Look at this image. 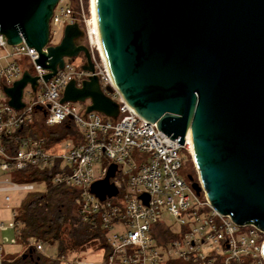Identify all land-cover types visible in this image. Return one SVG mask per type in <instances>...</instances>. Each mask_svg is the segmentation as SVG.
<instances>
[{"label": "water", "instance_id": "95a60500", "mask_svg": "<svg viewBox=\"0 0 264 264\" xmlns=\"http://www.w3.org/2000/svg\"><path fill=\"white\" fill-rule=\"evenodd\" d=\"M59 0H0V34L10 46L25 42L48 74L64 59L82 55L80 70L94 73L76 23L50 47L49 21ZM102 55L124 102L159 132L183 146L189 131L198 182L212 208L239 226L264 231V0H94ZM24 72L4 88L8 106L21 110L23 90L37 79ZM110 93V89H106ZM88 103L85 114L116 120L118 105L94 75L80 87L70 81L59 104ZM103 181L90 192L100 201L116 196ZM264 258V244L262 247Z\"/></svg>", "mask_w": 264, "mask_h": 264}, {"label": "built area", "instance_id": "2783aa9c", "mask_svg": "<svg viewBox=\"0 0 264 264\" xmlns=\"http://www.w3.org/2000/svg\"><path fill=\"white\" fill-rule=\"evenodd\" d=\"M73 23L83 33L78 44L89 50L93 74L75 71L64 59L62 70H57L44 82L42 76L48 72L35 64L38 58L35 50L28 49L24 41L10 46L0 34V171L20 174L33 168L37 172L51 173L57 169L51 174V185L74 189L78 216L100 229L103 246L97 245L104 252L101 264H264V231L253 224L236 225L229 216L218 214L201 185L196 195L190 182L187 180L188 184L179 174V152L188 151L191 142L188 132L183 146L178 145V140H170L155 124L139 117L114 88L90 4L89 12L85 13L81 0H59L49 21L47 46L58 45L59 34ZM22 60L29 65L23 71ZM24 72L39 78L35 91L26 85L30 90V104L24 102L23 90L24 106L17 111L8 106L3 87L11 88ZM92 75L98 78L102 92L118 105L116 120L99 113L86 115L85 109L78 115L74 104H59L71 80L80 87ZM67 119L72 121L80 137L79 143L63 142L47 147L42 137L15 138L34 124L49 130ZM111 166L116 173L109 184L117 194L100 201L90 189L106 178ZM25 180L24 175L19 182L10 177L0 181V194L5 195L6 202H10V193L44 192V183ZM11 214L10 224L0 222V233L18 232L15 213ZM166 215L175 220L173 227L164 225L162 220ZM158 226L166 229L172 238L162 242ZM15 244L16 238L1 239L0 264H11V260L2 257L3 248ZM29 247L44 253L45 246L35 239L28 240L27 249Z\"/></svg>", "mask_w": 264, "mask_h": 264}, {"label": "trees", "instance_id": "16d2710c", "mask_svg": "<svg viewBox=\"0 0 264 264\" xmlns=\"http://www.w3.org/2000/svg\"><path fill=\"white\" fill-rule=\"evenodd\" d=\"M74 9V8H73ZM77 10V8H76ZM74 9V11H76ZM89 12V3L86 13ZM32 128H37L44 133L34 132ZM42 137L46 146L55 143H63L64 137L80 141L75 127L70 119L54 129H43L37 124L26 128L19 137ZM57 169L49 172H37L31 168L26 172V182H42L45 190L42 193L27 194L14 210V221L18 224V232L13 234L16 241L19 240L26 247L29 239H35L37 243L44 246H54L57 251V259L53 260L38 253L35 248L29 247L21 256L11 259V264H60L62 258L71 253H81L91 244L103 246L100 229L82 221L77 213L76 191L65 187H54L50 183L51 174ZM190 176V175H188ZM192 177V176H191ZM193 178V177H192ZM196 182L197 179L193 178ZM158 236L162 242H167L172 237L169 232L158 226ZM99 242V243H98Z\"/></svg>", "mask_w": 264, "mask_h": 264}, {"label": "rangeland", "instance_id": "374dc122", "mask_svg": "<svg viewBox=\"0 0 264 264\" xmlns=\"http://www.w3.org/2000/svg\"><path fill=\"white\" fill-rule=\"evenodd\" d=\"M65 1H68V0H65ZM88 3L90 4V0H81V5L85 13H86ZM73 8L75 10L77 8L75 3L73 5ZM61 38H62V33H60L58 36L59 41ZM66 61L77 72L80 70L81 66L84 63V59L82 55H79L78 57L74 59H66ZM25 66H27V64L24 60H22L21 67H20L22 71L24 70ZM27 67H29V65ZM29 71L30 73L33 74V70L31 67L29 68ZM29 91L30 90L28 87L24 89L23 100L26 104H30L31 97L28 95ZM74 106L76 108L77 114L82 115V112L85 109L86 103L84 104L76 103L74 104ZM32 130H34V132H39V133L42 132L41 131L42 129L38 130L37 128L35 129L32 128ZM64 142L67 144H70L72 142L75 143L76 141H74V139L64 137ZM179 156L181 159V168L179 170V174L181 175V177H183V179L186 182H187L186 177L188 175L197 179V171L195 169L193 157L190 155V152L181 150L179 152ZM135 161H136V164L139 165V159ZM21 176L23 175L17 174V173L7 174L6 172L0 171V181L6 180L8 177H10L14 180V182H19V180L21 179ZM4 197L5 195L0 194V222L4 223V225H8L13 221L11 213H15L14 210L18 207L20 202L26 197V194L10 193L9 194L10 202H6L4 200ZM162 221L166 227H173L175 225L174 223L175 220L171 216H168V215H166ZM2 238H7L8 240H11V239H14L15 236L13 234V231H6V232L0 233V241ZM3 249H4V252L2 254V257L6 260L17 258L27 251V247L23 243H21L19 240L16 241L15 245H5ZM103 254L104 252L99 250V247L97 244H91L85 251L79 254L71 253V254L66 255L63 258V260L60 261V264H74L75 261L80 262V264H101V259H102ZM43 256L47 258H51L53 260L57 259L58 256H57L56 248L54 246L52 247L45 246ZM177 264H184V263L177 262Z\"/></svg>", "mask_w": 264, "mask_h": 264}, {"label": "bare ground", "instance_id": "6f19581e", "mask_svg": "<svg viewBox=\"0 0 264 264\" xmlns=\"http://www.w3.org/2000/svg\"><path fill=\"white\" fill-rule=\"evenodd\" d=\"M90 8L92 10V13L95 17V14H94V0H90ZM188 140L191 141V138H190V134H189V131H188ZM188 152H190V155L192 157H194V153H193V147H192V143L190 142V145L188 147Z\"/></svg>", "mask_w": 264, "mask_h": 264}]
</instances>
